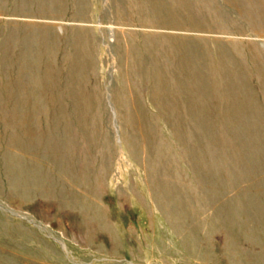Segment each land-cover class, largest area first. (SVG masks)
Wrapping results in <instances>:
<instances>
[{"label": "rangeland", "instance_id": "rangeland-1", "mask_svg": "<svg viewBox=\"0 0 264 264\" xmlns=\"http://www.w3.org/2000/svg\"><path fill=\"white\" fill-rule=\"evenodd\" d=\"M0 264H264V0H0Z\"/></svg>", "mask_w": 264, "mask_h": 264}]
</instances>
